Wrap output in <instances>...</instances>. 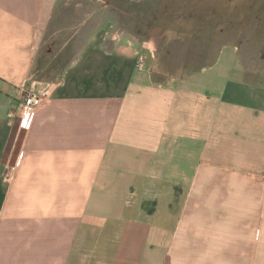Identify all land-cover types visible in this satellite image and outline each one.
<instances>
[{"label": "crops", "instance_id": "crops-1", "mask_svg": "<svg viewBox=\"0 0 264 264\" xmlns=\"http://www.w3.org/2000/svg\"><path fill=\"white\" fill-rule=\"evenodd\" d=\"M59 1L0 0V264H264V83L98 33L25 131Z\"/></svg>", "mask_w": 264, "mask_h": 264}, {"label": "rangeland", "instance_id": "rangeland-1", "mask_svg": "<svg viewBox=\"0 0 264 264\" xmlns=\"http://www.w3.org/2000/svg\"><path fill=\"white\" fill-rule=\"evenodd\" d=\"M55 7L37 67L46 81L59 82L96 34L125 33L150 45L156 74L184 77L230 46L247 78L264 83V0H60Z\"/></svg>", "mask_w": 264, "mask_h": 264}, {"label": "built area", "instance_id": "built-area-1", "mask_svg": "<svg viewBox=\"0 0 264 264\" xmlns=\"http://www.w3.org/2000/svg\"><path fill=\"white\" fill-rule=\"evenodd\" d=\"M144 66V58L139 60V67ZM57 82L32 81L21 104L20 128L29 131L35 121L38 110L45 102L51 100Z\"/></svg>", "mask_w": 264, "mask_h": 264}]
</instances>
